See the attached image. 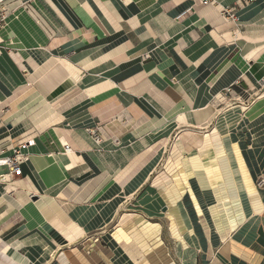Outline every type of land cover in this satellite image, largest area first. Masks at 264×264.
<instances>
[{"label": "crops", "instance_id": "obj_1", "mask_svg": "<svg viewBox=\"0 0 264 264\" xmlns=\"http://www.w3.org/2000/svg\"><path fill=\"white\" fill-rule=\"evenodd\" d=\"M5 6L0 264H264V0Z\"/></svg>", "mask_w": 264, "mask_h": 264}, {"label": "built area", "instance_id": "obj_2", "mask_svg": "<svg viewBox=\"0 0 264 264\" xmlns=\"http://www.w3.org/2000/svg\"><path fill=\"white\" fill-rule=\"evenodd\" d=\"M208 4V1L204 2ZM6 0H0V28H2L7 20V11H6ZM223 16L226 20L235 21L236 16L233 10L226 9L223 12ZM99 141V138L96 139ZM26 147L25 145L23 146ZM65 152L71 153L70 147L65 146ZM27 161V157L21 152L20 149H16L13 152V155L6 158L0 159V168H8L9 172L7 174L0 175V184L7 185L14 178H18L22 175V164ZM259 186H264V181L261 180L258 183Z\"/></svg>", "mask_w": 264, "mask_h": 264}, {"label": "rangeland", "instance_id": "obj_3", "mask_svg": "<svg viewBox=\"0 0 264 264\" xmlns=\"http://www.w3.org/2000/svg\"><path fill=\"white\" fill-rule=\"evenodd\" d=\"M228 104V106H230V105H232L233 103L232 102H227ZM226 105V104H225ZM225 105L223 104L222 106H221V108H223V107H225ZM239 105V104H238ZM251 105V103H249V104H247V106L249 107ZM233 106V105H232ZM234 106H237L236 104H234ZM247 106H243V107H247ZM220 109V108H219ZM243 110V109H242ZM155 183V182H154ZM156 185V184H155Z\"/></svg>", "mask_w": 264, "mask_h": 264}, {"label": "bare ground", "instance_id": "obj_4", "mask_svg": "<svg viewBox=\"0 0 264 264\" xmlns=\"http://www.w3.org/2000/svg\"><path fill=\"white\" fill-rule=\"evenodd\" d=\"M66 153V152H65ZM66 154H71V153H66Z\"/></svg>", "mask_w": 264, "mask_h": 264}]
</instances>
